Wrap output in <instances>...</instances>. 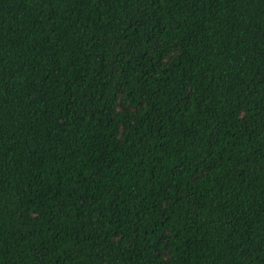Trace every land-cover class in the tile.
<instances>
[{
    "label": "trees",
    "instance_id": "trees-1",
    "mask_svg": "<svg viewBox=\"0 0 264 264\" xmlns=\"http://www.w3.org/2000/svg\"><path fill=\"white\" fill-rule=\"evenodd\" d=\"M0 264H264V0H0Z\"/></svg>",
    "mask_w": 264,
    "mask_h": 264
}]
</instances>
